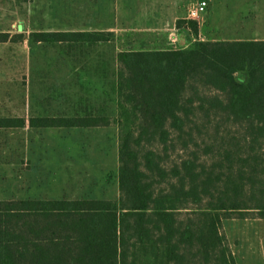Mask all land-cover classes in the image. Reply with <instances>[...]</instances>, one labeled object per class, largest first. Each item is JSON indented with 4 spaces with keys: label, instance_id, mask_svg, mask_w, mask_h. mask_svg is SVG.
I'll return each instance as SVG.
<instances>
[{
    "label": "trees",
    "instance_id": "1",
    "mask_svg": "<svg viewBox=\"0 0 264 264\" xmlns=\"http://www.w3.org/2000/svg\"><path fill=\"white\" fill-rule=\"evenodd\" d=\"M23 39L0 31V42ZM114 88L117 116H38L30 126H117L118 197L0 199V264H131L137 247L166 248L169 264H237L223 220L264 219V39L121 50ZM23 124L0 117V127Z\"/></svg>",
    "mask_w": 264,
    "mask_h": 264
},
{
    "label": "rangeland",
    "instance_id": "2",
    "mask_svg": "<svg viewBox=\"0 0 264 264\" xmlns=\"http://www.w3.org/2000/svg\"><path fill=\"white\" fill-rule=\"evenodd\" d=\"M199 1L0 0V31L26 35L20 42H0V117L24 121L0 127V199L117 198V126L32 127L30 119L117 116L121 50L264 39V0H206V10L192 16ZM34 31L114 34L92 42H35ZM222 223L237 264H264V219ZM131 264H169L168 250L157 247L152 254L137 247Z\"/></svg>",
    "mask_w": 264,
    "mask_h": 264
},
{
    "label": "built area",
    "instance_id": "3",
    "mask_svg": "<svg viewBox=\"0 0 264 264\" xmlns=\"http://www.w3.org/2000/svg\"><path fill=\"white\" fill-rule=\"evenodd\" d=\"M206 6H207V2L206 0H201L197 3V5H195L192 9H191V15L192 16H196L201 14L202 12H204L206 10Z\"/></svg>",
    "mask_w": 264,
    "mask_h": 264
},
{
    "label": "crops",
    "instance_id": "4",
    "mask_svg": "<svg viewBox=\"0 0 264 264\" xmlns=\"http://www.w3.org/2000/svg\"><path fill=\"white\" fill-rule=\"evenodd\" d=\"M8 32H9V31H8ZM112 32H113V31H112ZM10 33H11V32H10ZM24 39H26V35H24ZM97 127H108V126H97ZM67 180H68V181H73L74 178H72V177H71L70 179L67 178ZM118 181H119V180H118Z\"/></svg>",
    "mask_w": 264,
    "mask_h": 264
}]
</instances>
